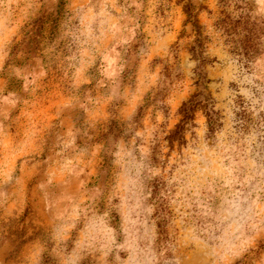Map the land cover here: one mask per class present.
Listing matches in <instances>:
<instances>
[{"label": "rangeland", "instance_id": "rangeland-1", "mask_svg": "<svg viewBox=\"0 0 264 264\" xmlns=\"http://www.w3.org/2000/svg\"><path fill=\"white\" fill-rule=\"evenodd\" d=\"M0 264H264V0H0Z\"/></svg>", "mask_w": 264, "mask_h": 264}, {"label": "trees", "instance_id": "trees-1", "mask_svg": "<svg viewBox=\"0 0 264 264\" xmlns=\"http://www.w3.org/2000/svg\"><path fill=\"white\" fill-rule=\"evenodd\" d=\"M192 17H193V14L191 12H189L188 13L189 21H191ZM192 25H193L194 31L196 32V35H197L196 42L199 45L200 44V34L198 32L199 27L196 26L194 24V22H192ZM194 51H196L195 48H194ZM205 83H206V81H205L204 74H202V72H197V80H196L195 84L204 89ZM202 98H205L204 101H205V108L207 111L208 125L211 126L213 124L215 112L213 110H211L210 102H209L208 98L206 96H204L203 94H200V95H197L196 97H194L193 99L189 100L188 102H186L182 105V107H181L182 120L180 121V125H177L176 131L172 134V137L174 136L178 140L183 139L182 135H180L181 130H182V126L185 125L187 121L192 120L194 109L201 105V103L203 102ZM210 131H212V130H210Z\"/></svg>", "mask_w": 264, "mask_h": 264}]
</instances>
